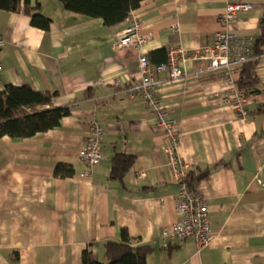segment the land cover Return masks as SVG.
Returning a JSON list of instances; mask_svg holds the SVG:
<instances>
[{"label":"crops","instance_id":"1","mask_svg":"<svg viewBox=\"0 0 264 264\" xmlns=\"http://www.w3.org/2000/svg\"><path fill=\"white\" fill-rule=\"evenodd\" d=\"M229 1L145 0L107 26L69 12L60 0H29L51 18L48 30L22 11L0 9V92L13 84L57 93L29 112L70 107L52 130L0 138V264H82L86 250L100 260L103 244L121 241L123 229L130 244L153 248L146 264H264V0H245L254 9L237 13L228 28L237 36L230 59L257 61L248 119L235 115L225 69L208 70L188 54L177 60L179 78L154 73L158 100L179 130L192 189L206 199L217 236L204 247L166 237L163 248V234L179 218L178 186L165 166L164 129L136 89L139 52L116 44V34L138 20L151 36L142 52L154 68L155 50L191 53L210 45ZM93 121L104 129V159L87 176L79 151ZM116 154L135 158L123 180L110 178ZM59 164L73 175L55 176Z\"/></svg>","mask_w":264,"mask_h":264},{"label":"built area","instance_id":"2","mask_svg":"<svg viewBox=\"0 0 264 264\" xmlns=\"http://www.w3.org/2000/svg\"><path fill=\"white\" fill-rule=\"evenodd\" d=\"M254 6L245 0L229 1L225 12L221 17L223 29L214 35L212 43L203 48L189 53L185 50L170 49L167 60L154 68L149 65L147 56L142 52L145 44L150 40V34L141 33L142 24L135 20L130 26L116 34V44L119 48L133 49L139 52L140 81L136 89H140L144 97V105L147 110L156 116L157 124L163 127L165 132V143L163 151L166 154L165 166L169 168L171 179L177 184L178 191L174 197V209L179 218L163 234V248L169 246L168 239L184 240L191 238L197 247H204L213 242L217 236L212 231L209 211L206 199L199 193L193 191L189 184L190 166L181 157L178 151L179 130L176 122L169 112L159 102L156 88L158 81L154 73L165 72L170 78L176 79L182 75L178 66V58H195L207 63V69L215 71L225 69L227 71V83L235 100V115L239 120L248 119L251 111L245 106V100L250 93L249 89L239 90L236 87L234 75L239 73L245 57L231 60L229 55L230 42L237 40L234 33L228 28L234 23L235 15L239 12H248ZM4 45V39L0 36V48ZM190 54V56L188 55ZM2 61L0 56V72ZM79 158L86 166L85 174L91 175L93 168L104 159V129L93 121L90 124L88 135L79 151Z\"/></svg>","mask_w":264,"mask_h":264},{"label":"trees","instance_id":"3","mask_svg":"<svg viewBox=\"0 0 264 264\" xmlns=\"http://www.w3.org/2000/svg\"><path fill=\"white\" fill-rule=\"evenodd\" d=\"M69 12L91 18H100L107 26L116 25L137 10L145 0H60ZM0 9L10 12H20L30 16L31 25L48 30L51 18L38 11V6H30L29 0H0ZM155 62L160 64L167 59V50L162 48L151 52ZM257 61H247L242 64L241 71L235 78L238 89L244 90L257 84ZM56 92L36 90L30 85H6L0 92V138L30 137L37 133L47 132L59 126L60 121L70 115L69 106L48 108L29 112L26 107H42L51 103ZM135 162L133 155L116 154L112 159L111 179L123 180ZM54 175L68 178L73 175V169L66 164H59L54 169ZM193 188V181L189 179ZM119 242L107 241L103 244V258L106 262L95 259L86 250L82 254V264H146L147 256L152 251L150 245H132L125 229L121 232Z\"/></svg>","mask_w":264,"mask_h":264},{"label":"rangeland","instance_id":"4","mask_svg":"<svg viewBox=\"0 0 264 264\" xmlns=\"http://www.w3.org/2000/svg\"><path fill=\"white\" fill-rule=\"evenodd\" d=\"M100 261H101V262H106V259L103 258V256L101 255V257H100Z\"/></svg>","mask_w":264,"mask_h":264}]
</instances>
